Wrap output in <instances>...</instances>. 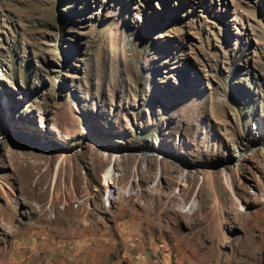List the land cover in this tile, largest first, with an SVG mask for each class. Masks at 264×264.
Masks as SVG:
<instances>
[{
  "label": "rangeland",
  "instance_id": "1",
  "mask_svg": "<svg viewBox=\"0 0 264 264\" xmlns=\"http://www.w3.org/2000/svg\"><path fill=\"white\" fill-rule=\"evenodd\" d=\"M263 138L264 0H0V264H264Z\"/></svg>",
  "mask_w": 264,
  "mask_h": 264
},
{
  "label": "bare ground",
  "instance_id": "2",
  "mask_svg": "<svg viewBox=\"0 0 264 264\" xmlns=\"http://www.w3.org/2000/svg\"><path fill=\"white\" fill-rule=\"evenodd\" d=\"M263 141H264V138H263ZM114 167L111 166L106 172H105V180L107 181L111 176H112V173L114 171Z\"/></svg>",
  "mask_w": 264,
  "mask_h": 264
}]
</instances>
